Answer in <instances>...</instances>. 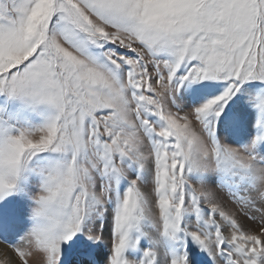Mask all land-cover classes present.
Here are the masks:
<instances>
[{"label":"snow or ice","instance_id":"6c2138e0","mask_svg":"<svg viewBox=\"0 0 264 264\" xmlns=\"http://www.w3.org/2000/svg\"><path fill=\"white\" fill-rule=\"evenodd\" d=\"M0 264H264V0H0Z\"/></svg>","mask_w":264,"mask_h":264}]
</instances>
